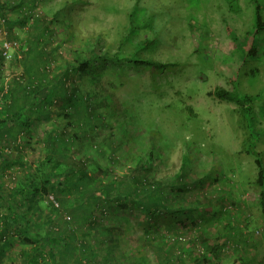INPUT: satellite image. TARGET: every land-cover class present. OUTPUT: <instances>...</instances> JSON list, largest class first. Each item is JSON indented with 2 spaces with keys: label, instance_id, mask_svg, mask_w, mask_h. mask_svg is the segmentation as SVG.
Returning a JSON list of instances; mask_svg holds the SVG:
<instances>
[{
  "label": "rangeland",
  "instance_id": "obj_1",
  "mask_svg": "<svg viewBox=\"0 0 264 264\" xmlns=\"http://www.w3.org/2000/svg\"><path fill=\"white\" fill-rule=\"evenodd\" d=\"M31 1L0 0L4 5L0 52L4 43L11 46L6 58L0 55V118L10 102L11 80L26 83L21 78L27 65L25 54L35 40L31 36L35 32L33 19H38L49 39V43L39 41L48 56L45 68L49 75L63 71L72 60L88 58L85 72L68 70L67 86L74 88L78 81L89 88L100 84L105 89L97 87L95 102L114 100L119 107L110 114L99 111L105 126L96 127L93 136L85 134L81 141L69 145L73 156L82 152L83 159L92 158L106 166L105 156H100V141L111 136L119 158L114 170L117 174L126 170L129 155L138 148L132 138L142 136L146 129L157 131L156 150L168 156H154L151 177L164 182L169 204L183 210L176 216L180 223L166 234L164 245L174 264H229L230 258L220 260L221 248L215 247L224 240L221 229L225 216L241 218V222L250 219L259 224L257 234L263 235L264 188L256 183L255 161H260L264 172V30L253 33L254 0H36L32 5ZM255 1L264 22V0ZM28 15L31 17L23 22V16ZM148 41L151 44L144 46ZM250 44L256 54L242 62ZM116 52L118 58H114ZM95 54L106 55L94 60ZM133 59L152 60L167 67H140ZM216 87L253 100L246 111L235 110L234 104L207 96ZM107 90H112L113 96ZM59 104L48 107V117L41 112L36 121H31L33 132L17 141L19 154L13 142L0 143V156L18 161L0 168L1 217L17 196L18 184H25L27 173L43 158L44 132L53 127L56 134L68 129L59 114ZM129 109L138 116L136 128L116 122ZM140 141L145 146L151 144V140ZM186 154L184 181L178 182L174 173ZM116 174L112 173V178ZM49 205L43 196L25 210L11 204L17 212L28 214L33 232L41 233L47 231L51 220ZM240 212L243 214L238 215ZM94 218L97 224L90 232L69 223L71 215L64 212L53 221H58L54 230L64 229L71 236V248L81 243L90 245L91 256L101 264H157L142 240L144 232L136 212L125 217L109 205L103 212L96 211ZM63 222L69 224L61 225ZM105 228H112V235H104ZM160 231L163 233L164 228ZM242 232L249 231L244 227ZM11 236L1 244L0 264H28L30 247ZM235 239V233L226 238L224 255H231L239 247L231 243ZM213 247L219 251L213 254ZM69 252L63 249L59 254L63 260L69 259L66 264H73L75 258L83 261L78 251L72 252L73 260ZM42 258L47 260L45 251Z\"/></svg>",
  "mask_w": 264,
  "mask_h": 264
},
{
  "label": "trees",
  "instance_id": "obj_2",
  "mask_svg": "<svg viewBox=\"0 0 264 264\" xmlns=\"http://www.w3.org/2000/svg\"><path fill=\"white\" fill-rule=\"evenodd\" d=\"M35 1L32 0L31 5ZM254 3L256 4L253 18V33L255 35L264 30V22L259 5L255 0ZM18 5L23 4L18 3ZM3 6L0 3V14ZM57 16L56 13L55 17ZM30 17V15L23 16V22ZM40 26L41 22L34 18L32 28L35 32L33 31L31 36L35 40L31 48L26 49L25 62L27 65L24 68V74L21 76L22 79H26V83L21 84L14 78L9 84L10 102L5 106L0 118V143L13 142L19 154L20 149L17 141L20 140L21 135L26 136L33 132L34 127L31 121H36L41 112L48 117L50 113L48 107L58 102L60 103L58 106L60 108L59 114L65 120V126L68 129H63L56 134L53 127L44 132L43 158L37 161L32 172L27 173L24 178L26 185L19 183L16 187L17 196L8 204V213L5 216H0V252L2 253L1 244L4 243L5 237L14 235L13 238L17 237V241L30 247L28 264H66L68 258L65 257L66 260H63L59 256L63 249H66L67 252L71 251L69 253L72 260V252L77 253V251L80 254L79 257L83 258V261L75 258L73 264H101L91 256L93 248L90 245L81 243L75 248H71L74 247L71 236L67 235L64 229L54 230L58 221H53L62 216L64 212H68L71 215L69 223L94 232L97 224V220L94 218L95 212H103L111 205L115 212L125 215V217L136 212L138 222L142 225L144 232L142 240L146 243L147 248L153 252L157 264H174L173 259L167 256L164 245L167 241L166 234L171 231L176 222L180 223L176 216L178 213L183 214V210L175 209L169 204L166 185L164 182L156 180L154 176L151 177L155 161L154 156L158 158L168 156L164 153L160 154L156 150L158 147V144L155 143L157 131L151 128L146 129L142 136L136 135L132 138L138 148L133 155H129L125 164L127 165L126 170L117 174L114 170L119 164V158L115 153L116 148L113 146L114 142L111 136L104 137L100 141V152H102L100 156H105L106 166L92 158L83 159L84 154L82 152L73 156L69 151V145L73 144L74 141H81L85 134L93 136L91 134L94 133L96 127L105 126L99 111L103 109L110 114L119 107L114 100L106 103L103 101L95 102L94 95L98 93L97 87L100 90L105 89L100 84L89 88L84 81H78L74 88L67 86L68 70L74 73L85 72L89 68L88 58L72 60L63 71H59L54 76L49 75L45 68L48 62L47 53L44 48L39 47L40 40L49 43V39L46 27L40 28ZM151 42H145L144 46L147 47ZM134 51L138 52V45ZM117 54L118 52L114 56ZM255 54L256 50L250 44L242 62L254 57ZM105 55L95 54L91 56L94 60H99L105 58ZM114 58H118V56ZM133 62L140 67L153 70L167 67V64L152 60L133 59ZM107 92L113 96L112 90H107ZM16 96L20 98L17 99ZM207 96L222 102L232 103L236 106L235 110L239 111H246L249 108V103L253 100L251 96L239 95L234 90L229 91L222 87H216L212 92H208ZM116 122L122 125L131 124L134 128L138 127L139 123L138 116L130 109L128 113L118 116ZM127 130L126 127L125 132ZM140 139L143 141L151 140L150 146H145V143H141ZM179 161L180 167L174 173V178L181 182L184 181L183 173L188 163L187 154L182 155ZM16 162L18 161L0 156V168L1 166L9 167ZM255 162L258 167L256 183L259 187L264 188V172L261 163L259 160ZM112 173L116 174L113 178ZM172 186L171 189H173ZM52 193L57 207L49 200ZM261 193L263 194V192ZM42 196L48 198L49 209L53 212H50L51 220H48L47 231L44 233L38 230L33 232V221L28 214L25 211L23 213L17 212L16 207H12L11 204H15L18 210H25L27 205L30 204L29 207H31L32 202ZM69 223L63 222L61 225ZM161 228H164L163 233L160 231ZM102 231L104 235H112L113 232L112 228H105ZM83 235L85 237L86 234ZM88 235L90 233L86 236ZM215 247L210 249L213 254L218 250ZM42 251L46 252V261L42 258Z\"/></svg>",
  "mask_w": 264,
  "mask_h": 264
},
{
  "label": "crops",
  "instance_id": "obj_3",
  "mask_svg": "<svg viewBox=\"0 0 264 264\" xmlns=\"http://www.w3.org/2000/svg\"><path fill=\"white\" fill-rule=\"evenodd\" d=\"M241 214L243 213L240 212L238 215ZM240 219L231 220L230 216H225L221 229V238H224V240L222 239L223 241L216 246L217 248H221L220 254L222 253V255L220 256V260L230 258L231 262L229 264H264V234H257L258 230H261L259 224L250 222V219L241 222L243 219ZM244 227L249 231L248 234L242 232ZM234 233L236 234V239L231 241V243H235L239 247L234 250V253L232 250L231 255H224V248L222 249L225 246L224 242L227 241V237L229 238ZM218 255L219 253L215 257H218Z\"/></svg>",
  "mask_w": 264,
  "mask_h": 264
},
{
  "label": "built area",
  "instance_id": "obj_4",
  "mask_svg": "<svg viewBox=\"0 0 264 264\" xmlns=\"http://www.w3.org/2000/svg\"><path fill=\"white\" fill-rule=\"evenodd\" d=\"M9 49H11V46L8 44V43H4L3 44V50H2V56L4 57V58H6L7 57V54H8V50ZM49 200L51 201V203L55 206V207H57L58 205H57V203L55 202V200L53 199V197L50 195L49 196ZM67 219H69V217H67Z\"/></svg>",
  "mask_w": 264,
  "mask_h": 264
}]
</instances>
